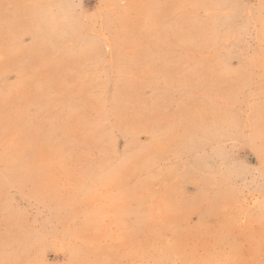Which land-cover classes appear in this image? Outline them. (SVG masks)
Returning a JSON list of instances; mask_svg holds the SVG:
<instances>
[{"label": "rangeland", "instance_id": "rangeland-1", "mask_svg": "<svg viewBox=\"0 0 264 264\" xmlns=\"http://www.w3.org/2000/svg\"><path fill=\"white\" fill-rule=\"evenodd\" d=\"M0 264H264V0H0Z\"/></svg>", "mask_w": 264, "mask_h": 264}]
</instances>
